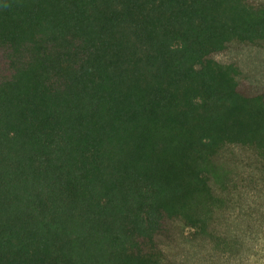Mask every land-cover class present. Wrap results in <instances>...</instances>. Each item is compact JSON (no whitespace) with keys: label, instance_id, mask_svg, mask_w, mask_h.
I'll list each match as a JSON object with an SVG mask.
<instances>
[{"label":"trees","instance_id":"16d2710c","mask_svg":"<svg viewBox=\"0 0 264 264\" xmlns=\"http://www.w3.org/2000/svg\"><path fill=\"white\" fill-rule=\"evenodd\" d=\"M263 234L264 0H0V264H251Z\"/></svg>","mask_w":264,"mask_h":264},{"label":"rangeland","instance_id":"374dc122","mask_svg":"<svg viewBox=\"0 0 264 264\" xmlns=\"http://www.w3.org/2000/svg\"><path fill=\"white\" fill-rule=\"evenodd\" d=\"M253 250V249H251ZM256 254L251 256L250 260L252 259L251 264H264V234L261 235V239L258 244H256V249L254 250ZM203 264H207L205 261Z\"/></svg>","mask_w":264,"mask_h":264}]
</instances>
